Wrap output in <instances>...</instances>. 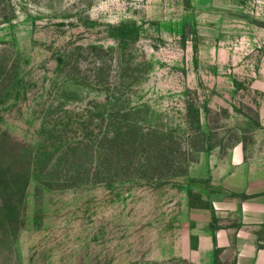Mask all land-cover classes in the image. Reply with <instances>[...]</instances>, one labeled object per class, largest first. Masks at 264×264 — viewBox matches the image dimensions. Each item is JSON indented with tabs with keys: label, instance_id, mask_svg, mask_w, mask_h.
Wrapping results in <instances>:
<instances>
[{
	"label": "rangeland",
	"instance_id": "obj_1",
	"mask_svg": "<svg viewBox=\"0 0 264 264\" xmlns=\"http://www.w3.org/2000/svg\"><path fill=\"white\" fill-rule=\"evenodd\" d=\"M262 108L264 0H0V264H194L164 225Z\"/></svg>",
	"mask_w": 264,
	"mask_h": 264
},
{
	"label": "crops",
	"instance_id": "obj_2",
	"mask_svg": "<svg viewBox=\"0 0 264 264\" xmlns=\"http://www.w3.org/2000/svg\"><path fill=\"white\" fill-rule=\"evenodd\" d=\"M259 126L264 135V108ZM188 173L192 185L182 191L173 227L166 222L162 233L169 255L194 264H264V143L201 153ZM187 191L197 204L190 205Z\"/></svg>",
	"mask_w": 264,
	"mask_h": 264
}]
</instances>
